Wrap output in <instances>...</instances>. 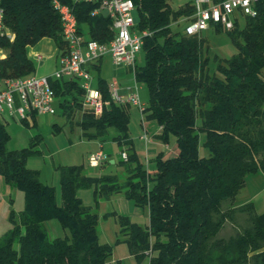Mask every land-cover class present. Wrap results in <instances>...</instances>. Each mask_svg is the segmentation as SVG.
<instances>
[{
  "label": "trees",
  "instance_id": "1",
  "mask_svg": "<svg viewBox=\"0 0 264 264\" xmlns=\"http://www.w3.org/2000/svg\"><path fill=\"white\" fill-rule=\"evenodd\" d=\"M193 1L173 8L171 0H134L135 27L149 32L140 50L144 62L134 69L135 81L148 90L143 119L157 122L162 142L174 139L175 157L159 152L146 165L140 161L128 137L132 105L111 100L104 79L98 78L95 86L109 104L99 115L82 109L83 90L77 79L52 80L66 120L82 110L76 122L87 139L103 138L109 128L116 129L119 134L113 140L127 155L115 161L121 173L93 176L83 164L58 165L59 204L55 188L27 166L37 140L9 149L7 124L0 122V176L23 194V208L17 218L10 212L11 227L0 238V264H109L114 245L99 241L98 214L78 196L88 188L95 204L122 193L147 208V225L117 216L115 243L127 246L133 264L144 259L148 264H264V211L252 213L234 235H221L236 209L253 208L252 202L235 207L234 199L248 174L264 170V0L258 1L256 16L243 15L242 26L238 19L230 29L211 24L216 31L225 30L236 47L230 57L216 58L213 69L205 38L178 28L192 20ZM60 2L71 7L87 39H112V21L92 15L94 3ZM1 6L14 39L0 37L6 50L0 78L34 74L27 46L43 38H52L59 53L64 52L60 16L52 0H1ZM100 61L91 64V72L99 71ZM201 135L206 154L200 153ZM50 220H57L69 236L51 237Z\"/></svg>",
  "mask_w": 264,
  "mask_h": 264
},
{
  "label": "rangeland",
  "instance_id": "2",
  "mask_svg": "<svg viewBox=\"0 0 264 264\" xmlns=\"http://www.w3.org/2000/svg\"><path fill=\"white\" fill-rule=\"evenodd\" d=\"M189 0H171L173 8L182 6ZM244 17L240 16L238 23L240 26L243 25ZM184 22H181L178 26L179 29L184 27ZM200 36L205 38L208 44L209 54V67L213 69L216 65V58L224 59L230 57L236 52V47L232 43L230 37L227 35L225 30L216 31L213 26H209L207 29L202 30L199 33ZM56 44L52 38H43L36 44L32 45L28 54L32 57L30 51H36L44 56V64H39L38 61H34L36 75H50L56 68L55 54ZM144 62V53L139 51L136 56V63L141 66ZM128 68V67H126ZM118 68L113 65L110 56L105 55L100 64L99 71L92 72V84L96 85L98 78L104 79L107 83H110L113 79H117L116 74ZM118 80V79H117ZM120 92L123 88L134 86L135 79L132 72H128V75L124 80H121ZM138 93L141 102H148V90L144 83L139 82ZM125 86V87H123ZM55 108L54 114H40L35 117V125H32V121H28L29 124H25L17 119L9 120L6 125V130L9 134V141L7 147L12 150L21 149L27 147L31 139H36L37 143L35 153L30 154L27 159V166L35 169L39 172V178L41 182L51 185L55 188L57 203L60 204V186H59V173L57 171L58 165H72V164H83L88 174L96 176L105 173H121V169H118L116 165H110L106 162L104 166H91L88 162V156L100 149L111 158L118 160L120 155V148L116 142L112 140L110 134L103 138L87 139L84 137L82 129L77 124V120L81 118L83 112L78 110L74 113L71 120L61 114L58 107L57 101L53 103ZM140 111L135 106L129 107V125H128V137L132 140V144L141 162L145 165L148 162V158H153V154L148 152L152 143L143 141L140 139V135H144L145 128L142 120ZM202 138H200V153L206 154L207 149L202 145ZM174 139L170 138L168 145L173 144ZM155 146L160 147L158 144ZM153 146V145H152ZM153 156V157H152ZM152 167V165H150ZM264 182V170L258 173H250L246 176L247 186L242 188L237 194L234 201L242 202L245 198H249L251 194H254L258 190V187ZM113 195H120L124 197L122 193H115ZM78 196L81 198L85 205L91 206L98 214V231L101 233V240L107 242L106 238H111L110 233L114 236L116 225L114 218L109 217L107 219L102 218L101 213L104 210L110 208L115 209L119 214L126 212L127 207L124 204L117 202L114 199L101 200L98 204H95L93 198L92 189H81L78 191ZM264 199V191L259 194ZM124 199V198H123ZM258 199V198H257ZM130 210L135 207L133 201H129ZM23 208V194L20 190L8 187L4 180L0 177V238L10 229L11 222L9 220L10 212L13 211L15 218L18 216V212ZM139 211V217L130 215L132 220L139 224L146 223L145 216L148 214L146 207L137 208ZM129 210V211H130ZM264 207L260 205L256 206L257 212H262ZM127 214V213H124ZM112 216V215H110ZM55 223L57 231H50L51 237H65L69 236L67 230L62 229L56 220H51L49 223ZM248 223V220H240L239 223L227 221L224 225L221 235L227 237L230 234H235ZM116 235V234H115ZM116 254L121 260L122 264H133V258L129 256V251L124 243H119L116 246ZM140 264H148V260L144 259Z\"/></svg>",
  "mask_w": 264,
  "mask_h": 264
},
{
  "label": "built area",
  "instance_id": "3",
  "mask_svg": "<svg viewBox=\"0 0 264 264\" xmlns=\"http://www.w3.org/2000/svg\"><path fill=\"white\" fill-rule=\"evenodd\" d=\"M94 3L92 15L107 16L112 21L114 34L108 42H98L87 39L78 29L77 18L68 4L60 0H52L54 9L58 12L61 21V37L65 43V50L57 57V67L50 75H28L24 77L0 78V122L8 123L17 119L33 121L40 114H54L53 103L56 101L51 81L55 79H77L83 90L82 109H88L99 115L109 100L103 97L102 92L92 84V63L109 55L117 68L128 67L134 76L136 56L143 45L144 36L149 32L136 29L137 7L134 0H74ZM259 0H194L192 20L185 22L184 30L188 35L200 33L211 24H220L226 29L234 25L240 16L257 15L256 5ZM3 7L0 0V37L9 41L14 39L13 32L3 20ZM6 50L0 46V59L4 58ZM34 61H42L43 55L33 53ZM135 79V78H134ZM117 79L108 85L111 100L118 103H129L139 109L141 117L146 105L141 102L138 85L126 87L125 93L120 92ZM147 140V134L141 136ZM126 158V152H121ZM108 156L100 149L88 156L91 166H99Z\"/></svg>",
  "mask_w": 264,
  "mask_h": 264
},
{
  "label": "crops",
  "instance_id": "4",
  "mask_svg": "<svg viewBox=\"0 0 264 264\" xmlns=\"http://www.w3.org/2000/svg\"><path fill=\"white\" fill-rule=\"evenodd\" d=\"M31 46H27V53H28V50H29V48H30ZM31 52V54H32V57L28 54V56L29 57H31V58H33V53H35L34 51H30ZM38 53V52H37ZM58 55H59V51H58V49L56 48V54H55V61H56V63H57V57H58ZM102 60V59H101ZM39 64H44V56H43V60L42 61H40L39 62ZM58 64V63H57ZM100 64H101V61H100ZM56 67H57V65H56ZM55 70V69H54ZM130 71V69L129 68H118V73L116 74V77H117V79H118V82H119V85L121 86L122 84H121V80H124L125 78H126V76L128 75V72ZM131 72V71H130ZM122 87V86H121ZM123 87H125V86H123ZM121 93H125V88H123V90H121ZM145 104V103H144ZM146 105V104H145ZM143 118V117H142ZM143 120V122H144V128H145V132H144V134H147V140H144V139H142L141 138V136L142 135H140V139H142L143 141H145V143H149V142H151L152 143V145H151V147L148 149V152L150 153V154H153V156H156V154L157 153H159V152H162L163 153V155H164V157H166V158H170V157H175L176 155H177V153H178V147H177V143L174 141L173 142V144H171L170 146L168 145V143H164V142H162V140L161 139H159L158 137H157V135L158 134H160L161 133V127L157 124V122L155 121V120H145V119H142ZM108 134H110L111 135V137H112V140L114 139V137L115 136H117L119 133H118V131L116 130V129H114V128H109V130H108ZM106 136H108V135H106ZM114 141V140H113ZM115 142V141H114ZM159 144L160 145V147H158V146H155L154 144ZM120 155H121V153H120ZM108 156V155H107ZM152 156V157H153ZM108 164H110V165H115V159H113V158H111L110 156H108ZM148 160V162L151 160V158H148L147 159ZM147 162V163H148ZM102 166H104V164H101ZM100 165V166H101ZM118 169H121L120 167H118ZM262 170H258L257 172H255V173H258V172H261ZM255 173H253V174H255ZM1 177V176H0ZM2 178V177H1ZM3 179V178H2ZM4 180V179H3ZM4 182H5V180H4ZM6 183V182H5ZM7 184V183H6ZM7 186L8 187H10V185L9 184H7ZM247 186V183H246V181H245V185H244V188ZM262 190L264 191V182L258 187V190L257 191H255L254 192V194H251V196L249 197V198H245V200H242V202H236V201H234V206L235 207H239V206H241V205H243V204H245V203H248V202H252V204H253V208L249 211V210H240V209H236V211L232 214V218L230 219V220H228V221H231V225L233 226V222H236V223H239L240 222V220H248L249 219V216L252 214V213H259V212H257L256 211V206L257 205H260L261 207H264V199L262 198V197H260L259 196V194L262 192ZM114 199V200H116L117 202H119V203H121V204H124L126 207H127V209H126V212H124V213H127V214H119L115 209H113V208H110L109 210H104L102 213H101V216H102V218H104V219H107V218H109V217H112V218H114V222H115V225H116V229L114 230V232H115V234H114V236H112V233H110V235H111V238H106V239H109V240H107V242H103L102 240H101V233L98 231V236H99V241L101 242V243H109V244H113L114 245V247H113V253H112V256H111V259H110V261H109V264H122V262H121V260L119 259V257H118V255L116 254V246H117V244L115 243V240H116V237H117V232H118V230H119V225H118V221H117V216H119V215H121V216H127V217H129L130 219H131V217L129 216V214L130 215H134V216H136V217H139V211H138V209L137 208H139V207H141V206H138V205H135L134 203V206L135 207H132V210H130V208H129V206H130V203H129V201H131V200H129V199H127V198H125V197H122V196H120V195H111L108 199H106V200H110V199ZM124 198V199H123ZM258 198V199H257ZM229 205V202L227 201V202H225L224 204H223V207L225 208V207H227ZM143 208V207H142ZM130 210V211H129ZM264 211V210H263ZM262 211V212H263ZM261 213V212H260ZM110 215H112V216H110ZM145 218H146V223H144L143 225H147L148 223H149V218H148V214L145 216ZM132 220V219H131ZM51 221V220H50ZM50 221H48L47 222V227H48V229H49V231H57V227H56V225H55V223L53 222V223H49ZM57 221V220H56ZM132 221H134V220H132ZM58 222V221H57ZM134 222H136V221H134ZM59 224V223H58ZM225 224H226V222H225ZM224 224V225H225ZM248 224V223H247ZM246 224V225H247ZM245 225V226H246ZM59 226H60V224H59ZM61 227V226H60ZM224 227V226H223ZM223 229V228H222ZM222 231V230H221ZM230 235H234V234H230ZM230 235H228V236H230ZM227 236V237H228ZM129 256H131L132 257V255L131 254H129ZM148 260V259H147Z\"/></svg>",
  "mask_w": 264,
  "mask_h": 264
}]
</instances>
